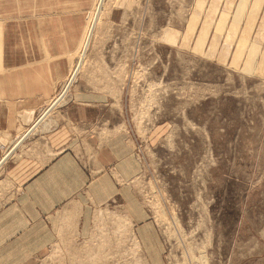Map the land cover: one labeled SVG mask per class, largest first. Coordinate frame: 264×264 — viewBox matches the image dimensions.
I'll list each match as a JSON object with an SVG mask.
<instances>
[{
    "label": "rangeland",
    "instance_id": "obj_1",
    "mask_svg": "<svg viewBox=\"0 0 264 264\" xmlns=\"http://www.w3.org/2000/svg\"><path fill=\"white\" fill-rule=\"evenodd\" d=\"M96 2L75 67L108 75L158 251L103 208L86 254L45 264H264V0Z\"/></svg>",
    "mask_w": 264,
    "mask_h": 264
},
{
    "label": "crops",
    "instance_id": "obj_2",
    "mask_svg": "<svg viewBox=\"0 0 264 264\" xmlns=\"http://www.w3.org/2000/svg\"><path fill=\"white\" fill-rule=\"evenodd\" d=\"M96 1L50 0L48 11L37 0L0 6V264L86 254L103 208L125 211L149 259L158 251L131 184L139 159L118 130L112 87L99 79L108 75L82 66L65 89Z\"/></svg>",
    "mask_w": 264,
    "mask_h": 264
},
{
    "label": "bare ground",
    "instance_id": "obj_3",
    "mask_svg": "<svg viewBox=\"0 0 264 264\" xmlns=\"http://www.w3.org/2000/svg\"><path fill=\"white\" fill-rule=\"evenodd\" d=\"M100 3V2H99ZM97 13L98 11L97 10H95L94 11V13ZM91 20H93L92 18H91ZM92 28H93V26H91L90 28H87V30H86V35H85V39H84V45H83V48H84V51L82 52V55H84L85 54V51H86V46H87V44L89 43V41H90V38H91V36H92ZM86 55V54H85ZM82 57V56H81ZM79 63V62H78ZM80 67L78 68V69H76L77 67H74L73 68V70H72V73H71V75H70V77H72V79H74V77H75V75H76V73H78L79 72V69L81 68V65L83 64L82 63V59H80ZM76 66H78V65H76ZM69 77V78H70ZM71 79V80H72ZM70 82L71 81H69L68 83H67V85H66V87H68V85L70 84ZM64 91H65V89H64ZM63 91V92H64ZM40 121V120H39ZM46 124V123H45ZM49 125V124H48ZM116 215V214H115ZM108 217V216H107Z\"/></svg>",
    "mask_w": 264,
    "mask_h": 264
}]
</instances>
